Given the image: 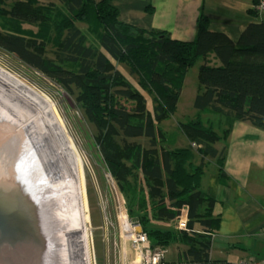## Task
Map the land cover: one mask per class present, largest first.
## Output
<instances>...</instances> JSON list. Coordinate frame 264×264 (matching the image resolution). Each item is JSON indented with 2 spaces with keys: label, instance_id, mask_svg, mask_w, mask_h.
Segmentation results:
<instances>
[{
  "label": "trees",
  "instance_id": "obj_1",
  "mask_svg": "<svg viewBox=\"0 0 264 264\" xmlns=\"http://www.w3.org/2000/svg\"><path fill=\"white\" fill-rule=\"evenodd\" d=\"M259 4L254 0L251 14L256 17ZM25 24L34 28L24 29ZM210 27L203 8L195 39L181 41L169 32L121 21L112 0H0V36L50 71H71L59 83L93 128L109 170L145 185L147 196L137 202L138 209L169 222L187 208V230L149 228L141 216L154 247H186L180 255L185 264L211 263L213 238L221 225L218 201L202 188L206 159L217 163L225 183L227 150L215 145L228 140L236 123L264 129V21L250 23L237 42ZM210 56L220 65H210ZM201 59L197 118L179 126L191 144L172 146L160 125L176 115L187 74ZM118 66L153 97L152 110ZM118 97L133 101L135 109L120 107ZM211 114L225 120L223 134L203 120ZM197 154L203 159L194 167Z\"/></svg>",
  "mask_w": 264,
  "mask_h": 264
},
{
  "label": "rangeland",
  "instance_id": "obj_2",
  "mask_svg": "<svg viewBox=\"0 0 264 264\" xmlns=\"http://www.w3.org/2000/svg\"><path fill=\"white\" fill-rule=\"evenodd\" d=\"M22 20L28 21L26 18H22ZM79 26L85 32L88 29L86 25ZM23 28L30 29L34 27L30 24H25ZM210 60V65H220L215 56H210ZM204 63L205 60L201 59L189 70L176 115L163 121L160 125L166 133L168 143L170 141L172 146L177 143L179 146L191 144V141L182 133L179 126L197 118L198 111L194 107V101L199 89V70ZM0 66L26 81L47 97L55 105L63 121L66 122L67 128L76 139V149L83 159L84 177L82 179L81 194L83 197V211L86 217L91 264H129L135 260L141 247L135 243L133 237V228L137 226L134 223L139 222L141 230L146 233L143 228L144 224L141 223V216H146L149 221L147 222L149 228L177 230L171 221L161 222L154 219L149 209L143 212L138 209L137 202L140 198L144 199L147 196L146 188L142 181L126 174L116 176L111 173L96 143L93 128L84 118L75 100L68 95L59 83L60 78L71 75L69 69L62 72L50 71L36 58L9 43L2 36H0ZM118 70L126 76L132 85L141 89L138 81L130 76L123 67L118 66ZM141 91L148 101V108L152 110L153 97L143 91V89ZM117 102L120 107L126 110L135 109V103L126 98L118 97ZM203 120L212 122L219 134H223V130L227 127L225 120L214 114L203 116ZM179 137L180 141H178ZM225 142L220 141L216 144L221 147L219 150L222 149L221 145ZM223 147L226 146L223 145ZM195 157H198V162L194 159V167L200 164L199 159H203L198 154ZM212 161L215 162L214 160ZM210 170L211 168H209V172ZM53 222L57 223L55 229L57 227L60 228V220L55 218ZM57 237L58 234L54 237V247L60 244ZM148 240L152 242L150 238ZM153 249H160L166 252V258L161 264H180V255L186 247L174 244L169 248L153 247Z\"/></svg>",
  "mask_w": 264,
  "mask_h": 264
},
{
  "label": "crops",
  "instance_id": "obj_3",
  "mask_svg": "<svg viewBox=\"0 0 264 264\" xmlns=\"http://www.w3.org/2000/svg\"><path fill=\"white\" fill-rule=\"evenodd\" d=\"M112 4L120 11L121 21L148 30L166 31L181 41L195 39L202 8L210 18L211 31L225 33L235 42L250 23L264 21V14L257 17L251 14L256 9L254 0H112ZM223 145L227 150L228 180L225 183L220 180L218 165L207 158L209 165L202 182L203 190L218 201L216 212L221 215L210 264L262 262L264 130L250 123H236ZM195 159L198 162V157Z\"/></svg>",
  "mask_w": 264,
  "mask_h": 264
},
{
  "label": "bare ground",
  "instance_id": "obj_4",
  "mask_svg": "<svg viewBox=\"0 0 264 264\" xmlns=\"http://www.w3.org/2000/svg\"><path fill=\"white\" fill-rule=\"evenodd\" d=\"M55 105L0 66V167L18 168L14 181L38 225L56 228L57 264H91L82 206L83 159ZM12 170V171H13ZM35 220V219H34ZM54 231V230H53ZM60 231V232H59Z\"/></svg>",
  "mask_w": 264,
  "mask_h": 264
},
{
  "label": "water",
  "instance_id": "obj_5",
  "mask_svg": "<svg viewBox=\"0 0 264 264\" xmlns=\"http://www.w3.org/2000/svg\"><path fill=\"white\" fill-rule=\"evenodd\" d=\"M12 170L0 167V264H57L56 230L43 231L45 224L26 209V194L14 181L18 168Z\"/></svg>",
  "mask_w": 264,
  "mask_h": 264
},
{
  "label": "built area",
  "instance_id": "obj_6",
  "mask_svg": "<svg viewBox=\"0 0 264 264\" xmlns=\"http://www.w3.org/2000/svg\"><path fill=\"white\" fill-rule=\"evenodd\" d=\"M260 14H264V0H260L259 7L257 8ZM174 223V228L177 230H187L188 229V210L186 207L182 208L180 214L171 221ZM133 228V237L135 243L141 247L139 253L135 260L131 261L129 264H161L162 261L166 258V252H163L160 249H153V244L147 238V234L143 232L140 228V223L135 222ZM137 229V231H136ZM238 264H264L262 262H247L241 261Z\"/></svg>",
  "mask_w": 264,
  "mask_h": 264
},
{
  "label": "flooded vegetation",
  "instance_id": "obj_7",
  "mask_svg": "<svg viewBox=\"0 0 264 264\" xmlns=\"http://www.w3.org/2000/svg\"><path fill=\"white\" fill-rule=\"evenodd\" d=\"M53 229V228H52Z\"/></svg>",
  "mask_w": 264,
  "mask_h": 264
}]
</instances>
